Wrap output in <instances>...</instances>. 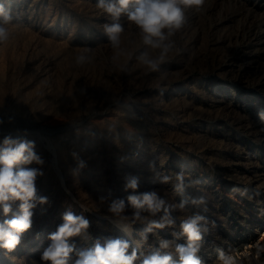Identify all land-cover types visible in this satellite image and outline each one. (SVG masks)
<instances>
[{
    "label": "rangeland",
    "instance_id": "1",
    "mask_svg": "<svg viewBox=\"0 0 264 264\" xmlns=\"http://www.w3.org/2000/svg\"><path fill=\"white\" fill-rule=\"evenodd\" d=\"M0 3L16 25L0 44V142L6 136L35 142L45 161L38 195L48 198L33 209L21 244L0 249V264H45L40 254L68 209L90 221L86 235L70 238L78 248L109 236L145 252L161 239L185 243L180 222L197 213L209 228L199 253L204 264H216L217 249L230 253L264 238V0H206L201 11H189L174 37L180 51L157 72L134 57L113 62L103 31L110 19L97 0ZM121 22L128 32L122 46L135 51L138 38H127L135 29L125 16ZM89 48L94 62L76 65L75 56ZM125 63L122 72L118 65ZM73 152L87 162L78 176L71 174ZM180 172L186 184L198 181L183 196L173 187ZM161 173L169 183L159 182ZM129 175L140 178L138 192L157 190L175 204L203 195L206 204L177 208L175 225L146 233L142 242L146 223L133 225L128 236L100 202L109 193L126 199ZM239 264H264V256Z\"/></svg>",
    "mask_w": 264,
    "mask_h": 264
},
{
    "label": "clouds",
    "instance_id": "2",
    "mask_svg": "<svg viewBox=\"0 0 264 264\" xmlns=\"http://www.w3.org/2000/svg\"><path fill=\"white\" fill-rule=\"evenodd\" d=\"M205 3L206 0H97L96 7L110 19V23L103 25V31L115 50L113 62H118L121 57L128 60L134 57L149 72L159 71L171 53L180 51L174 37L187 24V13L201 11ZM122 16L135 29L127 37L130 43L138 38L139 45L135 51L122 46L128 33L121 22ZM13 20L11 9L0 3V44L10 39L11 29L16 26ZM93 62L90 48L75 56L78 66ZM118 66L122 72L128 71L127 63ZM259 116L264 123V112ZM0 124H3V120H0ZM35 147L34 141L19 136H6L0 142V249L9 252L21 244L23 235L32 228L33 209L48 203L46 196L38 195L36 181L44 175L42 166L45 161ZM72 157L75 167L71 169V174L78 176L87 167V162L78 153L73 152ZM33 164L40 167H30ZM149 168L155 171V163L150 162ZM158 179L161 184H167L171 177L161 173ZM196 183L198 181L189 180L186 184L185 174L177 173L174 191L183 196L186 188ZM139 184L138 176H126L124 190L129 193L126 199L110 198L109 193L107 197L101 196L100 202H107L108 213L125 233L137 223H146V232L140 233L142 242L148 240L146 233L175 225L172 213L177 208L183 211L189 203L196 207L206 204L203 195L181 199L178 204L168 203L157 190L138 192ZM17 202L18 211H14ZM129 207L134 210L130 216L126 215ZM161 212L163 215L158 220L149 218ZM62 220L55 231L48 235L50 243L40 254V260L45 264H204L199 253L209 228L206 218L198 213L180 222L178 235L186 238L185 243H175L173 246L171 241L161 239L158 247L150 252L134 247L129 239L111 236L96 239L92 247L78 248L70 238L86 235L90 227L89 219L68 209L63 213ZM216 264H239V258L217 249Z\"/></svg>",
    "mask_w": 264,
    "mask_h": 264
},
{
    "label": "built area",
    "instance_id": "3",
    "mask_svg": "<svg viewBox=\"0 0 264 264\" xmlns=\"http://www.w3.org/2000/svg\"><path fill=\"white\" fill-rule=\"evenodd\" d=\"M230 253L237 255L239 262L244 258L253 257L256 260L262 258L264 256V238H259L253 243L247 242L241 248L235 249Z\"/></svg>",
    "mask_w": 264,
    "mask_h": 264
},
{
    "label": "bare ground",
    "instance_id": "4",
    "mask_svg": "<svg viewBox=\"0 0 264 264\" xmlns=\"http://www.w3.org/2000/svg\"><path fill=\"white\" fill-rule=\"evenodd\" d=\"M130 234H131V230H129V232L127 233V235L130 236ZM135 246H136V247H137V246L139 247L138 244H135Z\"/></svg>",
    "mask_w": 264,
    "mask_h": 264
}]
</instances>
